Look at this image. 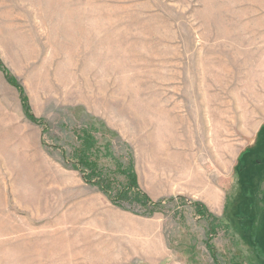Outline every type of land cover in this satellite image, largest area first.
<instances>
[{"label": "rangeland", "instance_id": "obj_1", "mask_svg": "<svg viewBox=\"0 0 264 264\" xmlns=\"http://www.w3.org/2000/svg\"><path fill=\"white\" fill-rule=\"evenodd\" d=\"M0 264H264V0H0Z\"/></svg>", "mask_w": 264, "mask_h": 264}, {"label": "trees", "instance_id": "obj_2", "mask_svg": "<svg viewBox=\"0 0 264 264\" xmlns=\"http://www.w3.org/2000/svg\"><path fill=\"white\" fill-rule=\"evenodd\" d=\"M82 144L80 145L79 148L76 149V158H77V165L78 166H83L84 168H88L93 175H97L101 177V184L102 189L106 191V188L104 186L103 182V177L106 178V173L104 172L103 169H101L95 162H91L89 160V150L93 146V141L91 140L90 136H85L83 137ZM121 166V164H120ZM124 173H126L129 182L122 186L121 189L118 190L117 196L122 199H129V200H134L140 204L143 205L147 210H150L151 207L156 208L157 206L160 205V202H152L150 198L144 194L142 191H140L138 183H137V177L135 172L133 171V167L129 166L128 168L123 170ZM109 191H110V186H109ZM202 207V206H201ZM200 209L199 211H206L205 208H198ZM151 212V211H150ZM210 217V216H208ZM214 218V217H213ZM217 221V220H214ZM215 223V222H214ZM213 223H211V230L215 229V226H212ZM215 225V224H214Z\"/></svg>", "mask_w": 264, "mask_h": 264}]
</instances>
